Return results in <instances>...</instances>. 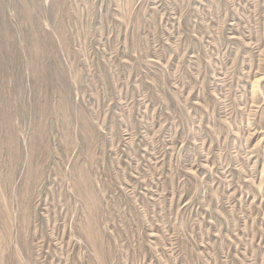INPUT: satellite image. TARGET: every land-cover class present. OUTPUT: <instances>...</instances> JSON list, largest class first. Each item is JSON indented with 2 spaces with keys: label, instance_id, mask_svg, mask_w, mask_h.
Returning a JSON list of instances; mask_svg holds the SVG:
<instances>
[{
  "label": "rangeland",
  "instance_id": "374dc122",
  "mask_svg": "<svg viewBox=\"0 0 264 264\" xmlns=\"http://www.w3.org/2000/svg\"><path fill=\"white\" fill-rule=\"evenodd\" d=\"M0 264H264V0H0Z\"/></svg>",
  "mask_w": 264,
  "mask_h": 264
}]
</instances>
